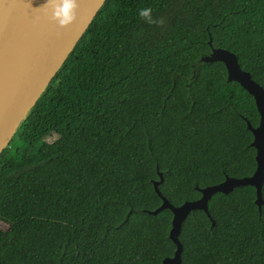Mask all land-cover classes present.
I'll return each mask as SVG.
<instances>
[{"label":"trees","instance_id":"1","mask_svg":"<svg viewBox=\"0 0 264 264\" xmlns=\"http://www.w3.org/2000/svg\"><path fill=\"white\" fill-rule=\"evenodd\" d=\"M151 8L164 24L139 16ZM264 88V0H106L0 154V264H162L173 213L257 169L255 98L212 47ZM264 200V185L262 189ZM253 186L192 211L182 264H264Z\"/></svg>","mask_w":264,"mask_h":264},{"label":"water","instance_id":"2","mask_svg":"<svg viewBox=\"0 0 264 264\" xmlns=\"http://www.w3.org/2000/svg\"><path fill=\"white\" fill-rule=\"evenodd\" d=\"M105 1L75 0L73 23L61 28L52 19L48 0H0V154L9 145ZM202 61L224 63L228 80L239 83L255 98L261 116L260 124L253 127L248 122V128L254 135L252 145L257 150V169L251 177H227L221 184L200 189L201 198L178 207L162 195L159 186L164 179L161 174L155 189L163 203L148 213L157 215L166 209L172 211L170 238L177 245L175 255L166 258L162 264H182L183 245L179 236L183 223L194 210H202L212 219L209 201L216 193L229 194L235 188L253 186L257 192L256 204L260 210L264 205V88L252 78L250 72L242 69L233 52L212 47L210 55L203 57Z\"/></svg>","mask_w":264,"mask_h":264},{"label":"clouds","instance_id":"3","mask_svg":"<svg viewBox=\"0 0 264 264\" xmlns=\"http://www.w3.org/2000/svg\"><path fill=\"white\" fill-rule=\"evenodd\" d=\"M47 5L51 6L52 19L56 21L61 28L67 27L73 23L75 0H48ZM139 16L148 24H164L163 20L156 21L153 19L151 8L141 9Z\"/></svg>","mask_w":264,"mask_h":264}]
</instances>
